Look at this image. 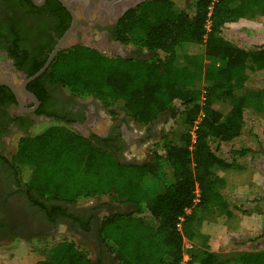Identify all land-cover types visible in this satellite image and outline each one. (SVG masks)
<instances>
[{"label":"trees","instance_id":"1","mask_svg":"<svg viewBox=\"0 0 264 264\" xmlns=\"http://www.w3.org/2000/svg\"><path fill=\"white\" fill-rule=\"evenodd\" d=\"M256 15H264V0H146L113 30L120 43L144 53L109 57L83 46L58 53L46 70L51 81L94 95L112 115L141 126L163 113L170 124L144 164L120 161L116 149L93 143L68 122L25 133L6 161L18 190L47 221L66 216L83 230L88 222L63 204L97 197L132 206L103 216L96 229L119 264H264V250L221 259L200 231L206 215L227 208L222 172L253 151L242 145L227 158L218 149L239 138L246 108L264 110V87L246 85L251 73L264 70V47L245 49L222 34L225 24ZM188 43L203 44V53L187 52ZM33 264L96 263L85 242L61 237Z\"/></svg>","mask_w":264,"mask_h":264},{"label":"flooded vegetation","instance_id":"2","mask_svg":"<svg viewBox=\"0 0 264 264\" xmlns=\"http://www.w3.org/2000/svg\"><path fill=\"white\" fill-rule=\"evenodd\" d=\"M143 1L146 0H0V80L9 81L20 98L19 101L7 84H0V234L24 229L31 234L39 231L37 236L52 239L65 227L67 232L93 241L98 223L109 214H98L99 208L90 210L63 204L69 214L88 222V230H83L78 221L73 222L66 216L47 221L30 205L26 195L18 190L6 161L15 150L11 148L13 136L30 133V128L36 124L68 122L70 128L93 143L116 149L120 161L149 162L125 159L124 152L133 153L134 141L140 144L150 139L149 131L162 114L141 126L123 113L112 115L94 95L82 102L80 96L67 90L61 82L51 81L46 74L58 53L74 46L87 47L109 57L127 58L144 53L120 43L113 36L114 27L124 13ZM67 6L75 14L74 23ZM69 29L71 32L66 34ZM62 39V47L38 76L41 79L34 86L30 83L37 77L29 81L25 86L29 94L23 92L22 82L35 68L39 70L45 64ZM130 122L143 127L145 134H132L127 128ZM146 150L150 154L148 147ZM98 251L105 263L113 264L105 251Z\"/></svg>","mask_w":264,"mask_h":264},{"label":"rangeland","instance_id":"3","mask_svg":"<svg viewBox=\"0 0 264 264\" xmlns=\"http://www.w3.org/2000/svg\"><path fill=\"white\" fill-rule=\"evenodd\" d=\"M187 0H181V3L186 2ZM222 34L225 38L230 40L232 43L245 48V49H253L264 47V15H256L253 17L246 16L240 18L235 22L227 23L222 28ZM185 49L190 53H203L204 45L201 43H188L185 45ZM246 85L252 89H259L264 87V70H258L250 74L249 78L246 81ZM82 102H87V97L80 96ZM99 111H103L100 109ZM131 124H127V128L131 129L132 134L142 135L145 132L143 131V127L130 122ZM50 123L41 122L36 124L30 128V133H35L41 131ZM170 124V116L168 113H164L161 115L160 120L154 126V129L149 131L150 139H146L142 143H136L134 141L133 145V153L128 151L124 152L125 159L127 158H135L138 160L147 159L150 161L151 154L147 153L146 147L149 148V153H151V148H153L154 142L159 138L162 133V129L164 127H168ZM99 126V124H98ZM19 136H13V143L11 145L12 149H15L16 143ZM155 140V141H154ZM245 145L255 151L256 156L253 157V160H259L260 153L264 154V111H256L251 108H246L244 111V127L239 138L233 140L230 143L222 144L218 149L217 153L223 157L229 158L230 149L237 148L239 146ZM157 148V147H156ZM155 148V149H156ZM154 149V148H153ZM260 152V153H259ZM226 175V173H225ZM231 176L235 179V170H228V177ZM228 179V178H227ZM235 182H233L234 184ZM226 190L223 189L224 196L226 194ZM230 195V194H229ZM258 197H264V195L258 194ZM74 205L75 207L80 208H99L98 214L105 213H114V212H131L134 208L130 205H122L111 202L105 198H90L81 200ZM99 215V216H100ZM217 217V216H215ZM44 219V218H43ZM211 220V219H209ZM209 220L207 222H209ZM206 222V223H207ZM206 228V224L201 225ZM201 227V228H202ZM65 227L60 229V233H57L52 239L45 238L42 236H37L39 231L35 233H28L27 230H17L14 232H10L9 234H0V264H33L34 262L41 260L46 257L49 248L53 245L54 242L58 241L61 237H67L73 239L76 243H84L88 246L90 251V257L96 264H108L102 259L99 255L98 249L105 251L102 246H100L96 235L92 240L86 239V237H80L78 235H74L71 232H67V228ZM202 231V229H201ZM203 233V232H202ZM204 234V233H203ZM206 235V234H205ZM209 239V238H208ZM208 239L205 241V246L210 250V246L208 245ZM199 245L200 242H197ZM190 246V242L185 240L184 247L185 249ZM264 248V245H263ZM107 254V251H105ZM238 251H234L233 249L226 248L225 251L220 252V258L231 260L235 258V255ZM109 255V254H107ZM114 260L112 255L108 256ZM114 263V262H113Z\"/></svg>","mask_w":264,"mask_h":264},{"label":"crops","instance_id":"4","mask_svg":"<svg viewBox=\"0 0 264 264\" xmlns=\"http://www.w3.org/2000/svg\"><path fill=\"white\" fill-rule=\"evenodd\" d=\"M256 154L249 152L236 161L237 167L222 172L223 189L228 193L224 196L222 189L227 208L223 213L216 211L206 215L202 223L206 228L200 227V231L208 235L211 251L220 253L226 248H234L238 253L264 250V197H258V194L264 195V154L260 153L259 160H253ZM231 169L235 170V179L228 177ZM112 262L119 264L116 256Z\"/></svg>","mask_w":264,"mask_h":264},{"label":"water","instance_id":"5","mask_svg":"<svg viewBox=\"0 0 264 264\" xmlns=\"http://www.w3.org/2000/svg\"><path fill=\"white\" fill-rule=\"evenodd\" d=\"M68 7V6H67ZM68 9L70 10V12H71V14H72V17H73V23H74V21H75V14H74V12L68 7ZM71 32V29H69L67 32H66V34H68V33H70ZM66 34H65V36H66ZM63 41H64V39H62L61 41H60V43L55 47V49L52 51V53L50 54V56H49V58L47 59V61L45 62V64L39 69V70H37L35 73H33L32 75H30L28 78H26L23 82H22V84H21V89H22V91L23 92H25V93H28L27 92V90H26V88H25V86H26V84L29 82V81H31V80H33V79H35L36 77H38L45 69H46V67L48 66V64H49V62L51 61V59L55 56V54L57 53V51L59 50V48H61L62 47V45H63ZM2 83H4V84H7L13 91H14V93L17 95V97H18V93L16 92V90L14 89V86L9 82V81H6V80H0V84H2ZM29 94V93H28ZM30 96L32 97V99L36 102V98L32 95V94H30ZM18 100L20 101V98L18 97Z\"/></svg>","mask_w":264,"mask_h":264},{"label":"built area","instance_id":"6","mask_svg":"<svg viewBox=\"0 0 264 264\" xmlns=\"http://www.w3.org/2000/svg\"><path fill=\"white\" fill-rule=\"evenodd\" d=\"M209 9H211V6L209 7ZM209 25V20L207 21V26ZM198 194V190H196V195ZM179 226V224H178ZM190 247V246H189ZM185 249V247H184ZM187 249V248H186ZM188 259V255L186 252H184V255H183V262H185L186 260Z\"/></svg>","mask_w":264,"mask_h":264}]
</instances>
